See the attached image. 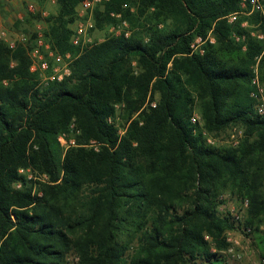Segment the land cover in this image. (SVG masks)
<instances>
[{"label": "trees", "instance_id": "trees-1", "mask_svg": "<svg viewBox=\"0 0 264 264\" xmlns=\"http://www.w3.org/2000/svg\"><path fill=\"white\" fill-rule=\"evenodd\" d=\"M56 1L44 35L73 55L70 76L31 71L36 34L29 46L0 41V264L71 253L80 264H231L230 230L252 235L263 259L264 115L251 91L264 40L229 22L239 0H104L95 26L126 21L130 34L83 49L71 40L82 0ZM234 125L238 145L208 142L204 131ZM224 193L249 201L241 223L220 210Z\"/></svg>", "mask_w": 264, "mask_h": 264}, {"label": "rangeland", "instance_id": "rangeland-1", "mask_svg": "<svg viewBox=\"0 0 264 264\" xmlns=\"http://www.w3.org/2000/svg\"><path fill=\"white\" fill-rule=\"evenodd\" d=\"M36 3L38 6L37 13H31L27 10L28 3ZM78 8V7H77ZM96 9V8H95ZM95 9L93 10L92 14L86 13L84 16H79L77 12V20L73 25L74 30L77 28L78 22H89L86 30V34L81 37L82 41H85L87 45L93 44L95 42H99L104 40L106 37L114 33V30L119 27L120 24H110L103 29L97 28L94 13ZM58 11V4L56 0H15L11 3H0V24L6 26L9 29L10 37L15 38L19 35L24 33L29 37L27 42L22 43L24 46H29L30 39L32 38L33 34L38 33V31L44 32L46 28V23L44 21L45 17L50 14H55ZM45 12V14H44ZM38 18H34L36 16ZM39 15V16H38ZM32 19L29 21V19ZM127 23V22H126ZM252 25V24H251ZM253 26V27H252ZM249 29H263L261 26H257V24L252 25ZM128 23L126 26H122L123 31H129ZM36 40V38H35ZM35 40L33 44H30L32 47L29 49L30 51L35 48L36 43ZM7 43L4 40H0ZM8 44V43H7ZM86 44L83 45V48L86 47ZM19 45V44H18ZM259 64H255V69H258V77L261 84L264 87V81H262L259 73ZM256 75V72H255ZM254 75V77H255ZM253 77V79H254ZM44 77H41V82L43 81ZM252 85L253 90L256 89L255 84ZM251 91V92H252ZM156 103V102H154ZM123 112L122 107H118L117 114L113 117V121L119 125L121 129V133L125 132V129L128 126H122V117L121 113ZM197 117V121L194 123H202V117L200 111L195 109L194 114ZM205 135L207 136L208 142L212 145L216 146H228V145H238L239 141L243 137V128L238 125L230 126L226 130L220 132L219 134H209L207 131H204ZM63 145L67 147V142H63ZM23 172L30 175V177L34 176V173L31 170H22ZM45 177V176H44ZM223 199L225 200L224 204L220 206V210L224 212H230L233 218L238 222L241 223L245 219L246 210L249 206V201L245 199L243 202L237 201L234 196H230L229 193H224ZM239 216L237 219L236 216ZM227 235L233 239H238L240 243H231V246L227 253L230 255L231 264H263V259L261 256V250L258 248L255 239L252 235L248 236L243 231L240 230H230L227 232ZM232 248V252L230 249ZM80 264V263H79Z\"/></svg>", "mask_w": 264, "mask_h": 264}, {"label": "built area", "instance_id": "built-area-1", "mask_svg": "<svg viewBox=\"0 0 264 264\" xmlns=\"http://www.w3.org/2000/svg\"><path fill=\"white\" fill-rule=\"evenodd\" d=\"M103 1L104 0H82L77 8L78 15L84 16L86 13L92 14L93 10ZM0 2L11 3L13 0H0ZM239 2V10L232 12L227 16L229 22L234 23L242 20L241 25L247 29L249 34L264 40V29H249L252 26L250 24V16L253 13L257 12L261 16V20L257 26H260L261 23L264 24V0H239ZM27 10L31 13H37L39 9L36 3L31 2L28 3ZM88 23L79 21L71 38L72 42L75 45L81 46L82 49L83 45L86 43L85 41H82L81 37L86 34ZM126 25V21L122 22L119 27L114 30V34L121 35L123 32L122 26ZM129 34L130 31H126V35ZM234 37L238 41L245 40V36L234 34ZM16 38L17 39L11 38L9 29L0 24V40L6 41L11 48L17 47L18 44H25V42L29 40V37L24 33L19 34ZM208 40L214 42L215 38L211 34L207 36L206 39H203L201 36H197L191 44L193 51L204 52V45ZM35 42V48H33L29 53L32 60L31 71L38 73L40 77H44V82L62 81L65 77L71 75V62L73 60V55L71 53L61 54L54 50L51 44L45 40V35L42 31H38ZM255 72L256 75L253 79V83L255 84L256 89L251 92V97H253L256 101L255 109L257 113L264 115V87L259 80L257 68L255 69ZM192 121H197V117L195 115L192 116ZM60 141L62 143L66 141L64 136H60ZM236 218L238 219L239 216L237 215ZM228 241L230 243H240L238 239H233L229 236ZM230 251L232 252V248ZM262 262L264 264V259ZM79 263L80 258L77 254H69L66 264Z\"/></svg>", "mask_w": 264, "mask_h": 264}, {"label": "crops", "instance_id": "crops-1", "mask_svg": "<svg viewBox=\"0 0 264 264\" xmlns=\"http://www.w3.org/2000/svg\"><path fill=\"white\" fill-rule=\"evenodd\" d=\"M15 0H13V2H14ZM0 3H2V4H4L3 2H0Z\"/></svg>", "mask_w": 264, "mask_h": 264}]
</instances>
